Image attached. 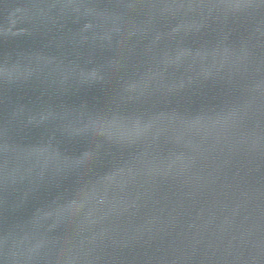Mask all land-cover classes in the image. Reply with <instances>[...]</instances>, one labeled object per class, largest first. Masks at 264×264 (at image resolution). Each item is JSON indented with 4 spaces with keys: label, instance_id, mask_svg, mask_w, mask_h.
Wrapping results in <instances>:
<instances>
[{
    "label": "water",
    "instance_id": "water-1",
    "mask_svg": "<svg viewBox=\"0 0 264 264\" xmlns=\"http://www.w3.org/2000/svg\"><path fill=\"white\" fill-rule=\"evenodd\" d=\"M0 264H264V0H0Z\"/></svg>",
    "mask_w": 264,
    "mask_h": 264
}]
</instances>
